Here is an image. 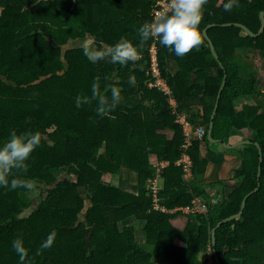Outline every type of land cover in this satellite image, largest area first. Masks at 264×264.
Segmentation results:
<instances>
[{
  "label": "trees",
  "instance_id": "1",
  "mask_svg": "<svg viewBox=\"0 0 264 264\" xmlns=\"http://www.w3.org/2000/svg\"><path fill=\"white\" fill-rule=\"evenodd\" d=\"M159 0H0V145L10 133L39 131L40 147L32 153L29 170L20 178L45 185L33 212L25 198L27 189L0 187V264H20L12 241L22 237L33 264H264V92L262 79L250 55L264 65V0H238L228 12L227 0H208L199 25L204 44L183 58L150 39L142 59L127 66L101 61L93 64L82 49L63 47L72 41L92 38L111 46L121 37L139 45L138 28L153 19ZM230 26H226L229 25ZM221 64L214 57L204 30ZM158 49L163 77L172 90L179 112L193 126L209 129L222 82L227 77L212 135L229 141L233 130H249L251 142L228 150L241 161L236 184L227 196L210 195L216 184H206L203 175L210 161L201 155L193 139L189 154L192 175L185 177L177 161L185 140L170 95L152 87V48ZM177 66L173 75L169 73ZM134 76L136 86L128 83ZM96 77L101 91L121 88L124 100L108 117L96 114L95 102L76 107L77 95L91 96ZM108 77L107 80L104 78ZM244 98L257 102L245 103ZM260 144L263 154L258 179ZM152 156L169 166L161 172L160 194L168 211L157 209L153 197L127 192L107 177L127 168L140 173V184L148 186L158 177ZM211 161L217 159L210 154ZM222 161L215 162V169ZM62 173L66 176L62 178ZM222 185L221 182H216ZM238 220L223 223L240 212ZM91 195L87 207L82 194ZM200 197L208 202L207 214L186 216L177 208ZM86 213V221L81 214ZM132 223L126 225L127 221ZM135 221L145 223L146 241H138ZM216 230V246L212 231ZM125 224V225H124ZM124 225V226H122ZM56 233L53 246L36 255L47 236ZM186 237V245L178 240ZM216 251V254L215 252Z\"/></svg>",
  "mask_w": 264,
  "mask_h": 264
},
{
  "label": "clouds",
  "instance_id": "2",
  "mask_svg": "<svg viewBox=\"0 0 264 264\" xmlns=\"http://www.w3.org/2000/svg\"><path fill=\"white\" fill-rule=\"evenodd\" d=\"M207 4L208 0H169L167 10L157 13L151 21L143 23L138 28L139 45L121 37L114 45L106 46L101 41L100 46L97 47L92 41L85 39L81 44L83 54L93 64L106 61L127 66L129 63L135 64L142 59V49L152 39L166 47L170 53L183 58L193 50L199 51L204 44L199 25ZM234 7H239L238 0H227L223 4V9L228 12ZM104 79L107 80L108 77ZM128 83L135 87V77L129 76ZM107 91L108 89L101 91L100 77H96L92 84L91 96L77 95L76 107L80 108L82 105H91L95 102L96 114L101 118L108 117L123 102L124 97L119 87L112 86L110 96L106 94ZM41 143L42 135L39 131L17 133L13 130L10 133L8 140L0 145V187L7 190L18 188L35 190L34 181L20 178V176L28 172V161ZM55 238L56 233H50L40 245L36 255L50 249ZM12 248L19 257L20 264H33L29 257V249L22 237H16L12 241Z\"/></svg>",
  "mask_w": 264,
  "mask_h": 264
},
{
  "label": "crops",
  "instance_id": "3",
  "mask_svg": "<svg viewBox=\"0 0 264 264\" xmlns=\"http://www.w3.org/2000/svg\"><path fill=\"white\" fill-rule=\"evenodd\" d=\"M1 14V13H0ZM88 40L93 42L92 38H89ZM83 40H77V41H72L69 44H75L78 42H81ZM175 68V69H174ZM177 70V66L173 65V67L170 69L169 73L171 75L174 74V72H176ZM245 131V130H244ZM237 130H233L232 132V136L230 137L228 144H234L243 140H249L246 139V134L244 137L241 138V136H237ZM240 146V145H239ZM237 146V147H239ZM235 147V148H237ZM234 148H227L225 147L222 143L220 142H211L209 143V145L206 146V144H203L201 146V155L205 156V157H209L210 158V154H214L217 159L214 160V162H210L207 168V172L205 173V175H203V180L204 182H206V184H210L212 185V183L216 184V190L214 189H208L209 192L211 194H214L217 192V194L219 196H226V193L228 192L229 194L232 192V188H233V184H236L237 181H235L233 178L236 177V170L240 169L241 167V161L240 159H238L236 157L235 153L232 152H227L228 150H232ZM157 158V157H156ZM156 159L155 156H152V165L153 167L156 166V164H154ZM217 161H222L221 167L218 169H215V162ZM157 162H160L159 159L157 158ZM166 167L170 165V163L166 162ZM165 167V168H166ZM156 168V167H155ZM118 181H117V187L133 193V194H137V195H141V196H147V189L148 186H142L140 184V173L137 171H132L130 169L124 168L122 169L121 173L117 176ZM116 179V180H117ZM116 180H115V184H116ZM222 182V185H219L216 182ZM161 183V182H160ZM228 194V195H229ZM227 195V196H228ZM180 218H183L182 216L179 217L175 222L177 225L179 226H183V222L185 223V221H182L183 219L180 220ZM132 223V220H128L126 222V225ZM135 226H136V230L137 228L140 226L144 227L145 223L143 221H135ZM125 225V224H124ZM123 225V226H124ZM185 241H183V239ZM181 239H179L178 241L182 243L179 244L182 246L186 245V237H182Z\"/></svg>",
  "mask_w": 264,
  "mask_h": 264
},
{
  "label": "built area",
  "instance_id": "4",
  "mask_svg": "<svg viewBox=\"0 0 264 264\" xmlns=\"http://www.w3.org/2000/svg\"><path fill=\"white\" fill-rule=\"evenodd\" d=\"M169 0H159L155 7L154 15L157 13H163L165 10L168 9ZM150 75L153 77L154 82L152 83V87H155L162 92H164L167 95H170L171 97V103L173 105L175 113L178 115V122L183 127V134L185 137L183 146H182V156L177 161V164L182 166L185 172V177L189 178L192 175V167H193V160L189 154V150L192 146L193 139H197L199 141H204L206 135L208 134V130L203 125H196L193 126L191 122L189 121L187 115L185 113L179 112L178 105L172 96V90L169 87L166 79L163 77L161 64L159 61L158 56V49L156 46L152 48V63L150 68ZM169 163V162H168ZM166 167L165 163H157L156 168H158V177L150 180L148 188L151 189V197H153L155 207L157 209H163L165 211H168L163 203V198L160 194V185L162 180L161 172ZM183 210L184 213H206L208 211V205L207 203L200 197H196L191 205L177 208V210ZM214 263L213 261H210L209 264ZM215 264V263H214Z\"/></svg>",
  "mask_w": 264,
  "mask_h": 264
},
{
  "label": "rangeland",
  "instance_id": "5",
  "mask_svg": "<svg viewBox=\"0 0 264 264\" xmlns=\"http://www.w3.org/2000/svg\"><path fill=\"white\" fill-rule=\"evenodd\" d=\"M0 13H1V10H0ZM81 44H82V41L81 42H78V43H75V44H68L67 46H65V47H63V51H64V54L66 53V52H68V51H72V50H77V49H82V47H81ZM247 60L249 61V62H251L253 65H254V69L255 70H257L259 73H260V78L262 79V82H261V85H260V89L262 90V92H264V65H263V67H262V63H260V62H258L259 60L258 59H256V57H252V55H250L249 56V58H247ZM175 69V68H174ZM259 99H262V100H264V97H261V98H259ZM257 102V99L255 100L254 98H244L243 100H241L240 101V103H238V107H241L243 104H245V103H252V104H254V103H256ZM245 134L247 135L246 137H249V130L248 129H245V131H241V130H239L238 132H237V136H241V138L242 137H244L245 136ZM203 158H206V159H208L210 162H214V161H211V159L207 156V157H205V156H203ZM155 163L154 164H156L157 165V163H166L167 161H164V162H157V158L155 157ZM66 176V174L65 173H62V178H64ZM118 177L117 176H109V177H107V179L110 181V182H112L115 186H118L117 185V181H118V179H117ZM117 179V180H116ZM234 180L235 179H237L236 177H234L233 178ZM115 180H116V184H115ZM238 180V179H237ZM236 181V180H235ZM221 184H223V181L221 182ZM55 185L56 184H50V185H43V184H39V183H37L36 184V187H35V190L34 191H27V192H25V194H24V196H25V198H28V200H30V207L28 208V209H26L25 210V212H24V215H29V214H31L32 212H33V210H34V208L36 207V205L38 204V197H39V194H40V192H41V190H43L44 188H46V187H55ZM147 189V196H151V189H149V188H146ZM82 194L84 195V197H85V200H86V205H87V207L91 204V195L88 193V192H86V190L85 189H82ZM216 194H217V192H216ZM229 193L227 192L226 193V195H228ZM210 195H215V193L214 194H211L210 193ZM216 196V195H215ZM217 196H219L218 194H217ZM215 197L216 198V200H218V197ZM223 197V196H222ZM206 203H207V205H208V202L206 201ZM208 212V211H207ZM207 212L206 213H204V214H207ZM196 214H198V213H189L188 215H186V216H183V218H180V220L181 219H183L182 221H185V223L183 222L182 224L183 225H185L186 224V222H187V220H188V217H189V215H191V216H195ZM80 220L81 221H86V213L85 212H83L82 214H81V217H80ZM123 226V225H122ZM137 237H138V241L141 243V244H145V241H146V232H145V228L144 227H138L137 228ZM183 239V238H182ZM181 239V240H182ZM183 241H185L184 239H183ZM179 242V241H178ZM180 244L182 243V241L181 242H179ZM207 257H209V262L210 261H213L214 263H215V259L214 258H212L211 257V254L210 253H207ZM209 262H208V264H209ZM212 263V262H211ZM214 263H212V264H214Z\"/></svg>",
  "mask_w": 264,
  "mask_h": 264
},
{
  "label": "water",
  "instance_id": "6",
  "mask_svg": "<svg viewBox=\"0 0 264 264\" xmlns=\"http://www.w3.org/2000/svg\"><path fill=\"white\" fill-rule=\"evenodd\" d=\"M262 18H263V28L261 30V32L259 34H254L251 30H249L246 26H243V25H240L238 24L237 26L241 27L246 33H248L249 35L253 36V37H257V36H261L263 33H264V12H263V15H262ZM226 26H230L229 25H226ZM211 26H208L205 30H204V35L205 37L207 38V40L209 41L210 43V48H211V51L214 55V57L218 60V62L221 64L220 60H219V57L217 55V52L215 50V47L213 45V43L211 42V40L209 39V36L207 34V31L208 29L210 28ZM222 65V64H221ZM226 82H227V77L225 76L223 82H222V85H221V88L219 90V93H218V96H217V100H216V104H215V107H214V110H213V113H212V116H211V122H210V125H209V129H208V139L211 141V142H220L222 143L225 147L227 148H235L239 145H242V144H246V143H250L251 141L250 140H243V141H240V142H237V143H234V144H228L227 142H223V141H220L218 139H215L212 135V130H213V126H214V118L217 114V111H218V107H219V103H220V99H221V96H222V93L224 91V88L226 86ZM256 145L258 146L259 148V152H260V164H259V171H258V179H260L261 177V172H262V161H263V154H262V149L260 147V144L259 143H256ZM258 189V187L252 191L251 193H249L247 196H245V198L243 199V202H242V206H241V209H240V212L237 214V215H234L232 217H230L229 219L223 221V223H226V222H230V221H233V220H238L242 217L243 215V212L245 210V206H246V202H247V199L248 197L254 193L256 190ZM221 223H219L217 225V227L212 231V244L213 246L215 247L216 246V230L218 228L221 227ZM215 254H216V251H214ZM217 263L220 264L218 258H217Z\"/></svg>",
  "mask_w": 264,
  "mask_h": 264
}]
</instances>
